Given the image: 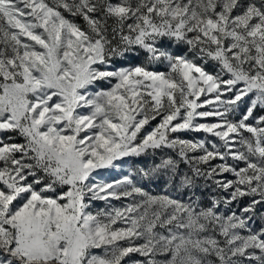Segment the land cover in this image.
Masks as SVG:
<instances>
[{
  "label": "snow or ice",
  "instance_id": "obj_1",
  "mask_svg": "<svg viewBox=\"0 0 264 264\" xmlns=\"http://www.w3.org/2000/svg\"><path fill=\"white\" fill-rule=\"evenodd\" d=\"M0 264H264V0H0Z\"/></svg>",
  "mask_w": 264,
  "mask_h": 264
}]
</instances>
